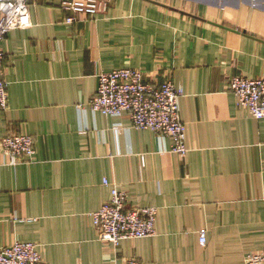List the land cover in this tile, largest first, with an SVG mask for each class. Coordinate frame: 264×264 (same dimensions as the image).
<instances>
[{
	"label": "crops",
	"instance_id": "crops-1",
	"mask_svg": "<svg viewBox=\"0 0 264 264\" xmlns=\"http://www.w3.org/2000/svg\"><path fill=\"white\" fill-rule=\"evenodd\" d=\"M109 1L65 24L60 0H35L30 26L0 42V140L26 134L35 148L15 166L0 152V248L33 243L48 264H244L264 248V119L226 85L264 75V0ZM122 68L171 75L184 158L169 137L89 109L98 73ZM113 187L128 209H157L153 237L98 241L91 215Z\"/></svg>",
	"mask_w": 264,
	"mask_h": 264
},
{
	"label": "built area",
	"instance_id": "built-area-1",
	"mask_svg": "<svg viewBox=\"0 0 264 264\" xmlns=\"http://www.w3.org/2000/svg\"><path fill=\"white\" fill-rule=\"evenodd\" d=\"M35 0H0V42L16 28L30 26L28 7ZM109 0H60L65 13L63 22L72 24L82 15L96 17L106 12ZM4 53L0 49V112L7 109V83L4 76ZM97 88L89 100V109L106 117L126 115L134 129L149 130L156 137H169L170 152L180 158L187 153L185 126L180 120L178 102L182 97L171 75L160 82L138 69L122 68L98 73ZM226 91L233 95L236 105L253 119H264V75L257 78L231 77ZM80 108V107H78ZM0 152L8 164L31 162L35 156L33 138L26 134H9L0 140ZM103 185L108 186L104 179ZM128 197L115 187L98 211L92 213V224L98 241L114 246L120 241L151 238L155 235L157 209L127 208ZM206 244L204 232L199 233V245ZM0 264H48L33 243L13 242L0 248ZM123 264H146L128 259ZM244 264H264V248L246 255Z\"/></svg>",
	"mask_w": 264,
	"mask_h": 264
}]
</instances>
